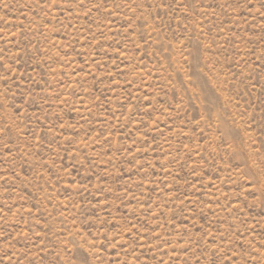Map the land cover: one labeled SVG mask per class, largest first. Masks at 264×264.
<instances>
[{"label":"rangeland","instance_id":"obj_1","mask_svg":"<svg viewBox=\"0 0 264 264\" xmlns=\"http://www.w3.org/2000/svg\"><path fill=\"white\" fill-rule=\"evenodd\" d=\"M0 264H264V0H0Z\"/></svg>","mask_w":264,"mask_h":264}]
</instances>
